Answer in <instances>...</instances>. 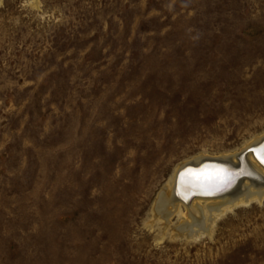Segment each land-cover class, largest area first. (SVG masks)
<instances>
[{
	"label": "rangeland",
	"instance_id": "1",
	"mask_svg": "<svg viewBox=\"0 0 264 264\" xmlns=\"http://www.w3.org/2000/svg\"><path fill=\"white\" fill-rule=\"evenodd\" d=\"M259 138L264 0H0V264H264V197L155 209Z\"/></svg>",
	"mask_w": 264,
	"mask_h": 264
},
{
	"label": "bare ground",
	"instance_id": "2",
	"mask_svg": "<svg viewBox=\"0 0 264 264\" xmlns=\"http://www.w3.org/2000/svg\"><path fill=\"white\" fill-rule=\"evenodd\" d=\"M262 139L264 138H259L246 146L241 155H223L216 158L227 164L228 172L224 176L225 172H222L219 167H209L215 172L213 180L205 178L201 180L192 179L191 172L186 171L188 164L199 166L205 159L204 157L193 160L192 163L180 164L175 171L172 186H166L162 190L155 207L157 216L165 221V228L171 226L170 218L179 211L180 206L185 208L187 217L192 222H188V224H184L175 230L179 233L193 235L191 232L194 227L199 228L204 224L205 211L211 215L210 218H206L211 225L220 213L223 214L226 210L236 207V205H249L254 197L262 200L264 197V149L259 155H256V152L247 153L250 148L259 146L260 143H257ZM240 169V173L237 172ZM201 183L207 184L211 191H199L198 188L201 187ZM222 183V186L226 184V189L215 194L213 190L217 189L219 184ZM239 189L241 190L239 191ZM199 201L207 202L206 209Z\"/></svg>",
	"mask_w": 264,
	"mask_h": 264
},
{
	"label": "water",
	"instance_id": "3",
	"mask_svg": "<svg viewBox=\"0 0 264 264\" xmlns=\"http://www.w3.org/2000/svg\"><path fill=\"white\" fill-rule=\"evenodd\" d=\"M259 146L257 147H253V148H250L248 152H256V155H259L260 152H262V150L264 149V139H262L260 142H258L257 144H259ZM256 145V144H255ZM189 163H192V162H189ZM189 166H186V171L188 172H191V176H192V179H197V180H201V179H212L215 178V172H213L211 170V168L209 167H213V166H217L219 167L222 172H225L224 173V176L227 174L228 172V167H227V164L223 161H219L217 160L216 158H205L201 164L199 166H191V164H188ZM241 169L237 172L240 173ZM214 176V177H213ZM201 187L198 188L199 191L201 192H210L211 191V188H209V186L205 183H201L200 184ZM222 184H219L218 188L213 190L215 192V194H218V193H221L222 191H224L226 188H225V185L222 186ZM211 187V186H210Z\"/></svg>",
	"mask_w": 264,
	"mask_h": 264
}]
</instances>
